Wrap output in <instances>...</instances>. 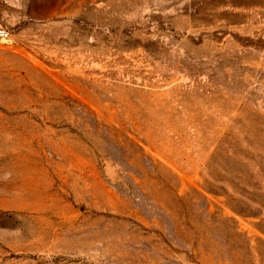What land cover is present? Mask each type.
<instances>
[{
	"label": "rangeland",
	"instance_id": "1",
	"mask_svg": "<svg viewBox=\"0 0 264 264\" xmlns=\"http://www.w3.org/2000/svg\"><path fill=\"white\" fill-rule=\"evenodd\" d=\"M0 23V264H264V0Z\"/></svg>",
	"mask_w": 264,
	"mask_h": 264
},
{
	"label": "built area",
	"instance_id": "2",
	"mask_svg": "<svg viewBox=\"0 0 264 264\" xmlns=\"http://www.w3.org/2000/svg\"><path fill=\"white\" fill-rule=\"evenodd\" d=\"M11 37L10 30L0 23V40L6 41Z\"/></svg>",
	"mask_w": 264,
	"mask_h": 264
}]
</instances>
